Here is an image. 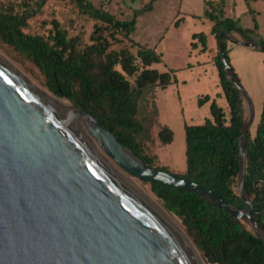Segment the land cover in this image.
Wrapping results in <instances>:
<instances>
[{
  "label": "water",
  "instance_id": "1",
  "mask_svg": "<svg viewBox=\"0 0 264 264\" xmlns=\"http://www.w3.org/2000/svg\"><path fill=\"white\" fill-rule=\"evenodd\" d=\"M264 46L221 31L220 60L248 107L238 138L239 209L198 183L143 165L90 114L72 105L100 150L123 172L186 190L247 223L264 243L244 189L243 140L253 105L226 59L221 40ZM206 261H209L205 257ZM0 264H202L164 215L142 202L63 112L48 104L0 58Z\"/></svg>",
  "mask_w": 264,
  "mask_h": 264
},
{
  "label": "trees",
  "instance_id": "2",
  "mask_svg": "<svg viewBox=\"0 0 264 264\" xmlns=\"http://www.w3.org/2000/svg\"><path fill=\"white\" fill-rule=\"evenodd\" d=\"M45 1L35 0L34 5L40 8ZM68 1L78 12L95 21L88 41L79 36H69L55 19L51 20L47 35L25 32L35 12L26 0L0 1V41L38 68L51 93L92 115L119 143L130 148L143 165L169 172L154 167L153 158L144 154L136 139L141 130L137 114L143 89L150 86L165 89L175 81L174 75L169 72L149 68L161 62V55L156 51L159 39L155 43L152 41L157 28L145 44L137 45L136 55L127 48H111L112 43L118 40L117 35L128 38L139 33L141 17L152 10L156 0H146L141 8L135 7L129 19L117 18L87 0ZM203 2V16L212 23L210 33L215 39L218 40L219 33L224 31L229 36L236 35L239 40L264 46L263 40L251 38L250 34L257 29L255 21L253 29L242 28L237 20L225 15L222 0ZM248 9L253 14L249 6ZM165 10L168 9L163 6L159 14ZM179 21L176 20L173 25L177 27ZM144 28L150 29L149 26ZM192 39L195 41L192 42L193 47L200 43L201 51L207 48L204 33L193 34ZM221 45L229 62L224 38ZM137 58L142 67L140 70L135 63ZM213 63L227 110L225 112L212 99L210 118L200 124L184 125L186 167L184 173L176 176L203 185L226 202L244 209L245 204L237 192L238 138L247 119L244 99L224 70L218 46ZM126 76H135L133 86ZM219 95L216 94L217 97ZM209 100L208 95H203L198 103ZM157 136L162 144H169L173 132L162 126ZM243 148L246 164L244 189L253 205V218L264 232V99L254 135L246 133ZM145 182L163 208L181 222L197 250L209 262L264 264V243L247 223L213 206L198 194L152 181Z\"/></svg>",
  "mask_w": 264,
  "mask_h": 264
},
{
  "label": "rangeland",
  "instance_id": "3",
  "mask_svg": "<svg viewBox=\"0 0 264 264\" xmlns=\"http://www.w3.org/2000/svg\"><path fill=\"white\" fill-rule=\"evenodd\" d=\"M26 1L32 4L35 12L29 19L25 32L47 35L48 30L51 28V20L55 19L67 31L69 36H79L84 41H88L95 21L78 12L77 8L68 0H46L40 8L34 5L35 0ZM87 1L92 3L96 8L105 10L117 18L129 19L132 10L135 7L141 8L146 0L142 2H139V0ZM168 1L157 0L154 3V12H157L146 13L141 17L139 33L131 35L128 38H125L121 34L117 35L118 40L112 43L111 48L116 50L127 48L133 55H136L137 45L145 44L149 35L154 31V28L156 29L155 25L158 27L157 33L152 38V41L155 43L157 39H160L158 41L159 43H157V53L161 55V62L152 64L149 68L156 69L159 72H172L175 75V81L173 85L165 89L155 88L156 86L143 89L139 99L137 114V121L141 125V130L136 139L144 154L153 158L154 167L164 168L172 174L181 175L184 173L186 167L183 123L197 124L209 118L211 98L218 100L215 94L219 90V86L215 65L213 63V57L215 56L217 47L212 45L213 37L209 33V20L201 15L203 10L201 0H170L174 3L173 6L175 8H179V14L172 7L171 10H165L164 13L159 14L163 5L167 4ZM225 8L231 11L233 15H236V17H239L243 27L254 28L251 16L247 13L244 0H226ZM254 8L260 14V20L263 26L261 28L262 31L257 27L250 35L255 41L259 39L264 41V0H255ZM154 16L157 17L152 22ZM180 17H183L182 21H179L180 23L178 22L179 26L177 24V27H174L173 23ZM145 26H149L150 29L146 30L144 28ZM198 32H203L208 36L210 48L214 47L212 50L200 52L192 46V34ZM152 41H150L151 45ZM231 44L233 43L228 42L226 46L229 47ZM252 49L264 60V51ZM0 55L33 86L47 94L54 101H60L62 107L65 106L62 102L63 100L73 105L69 100L51 93L45 86V79L38 68L31 61L18 55L1 41ZM255 62H253L252 66L245 67V72H240V77L232 67V71L237 77L239 84L246 95H249L248 97L254 105L255 116L253 118L251 132H254V127L260 119L261 106L264 98V61L259 62L258 67L254 65ZM135 63L140 70L142 67L138 58L135 60ZM126 78L133 86L135 76H126ZM203 95L211 96V98L209 101L199 104L198 99ZM180 108L183 109L182 114L179 112ZM68 111L74 116V113L70 109ZM159 111L163 112L162 116L159 114ZM162 126L169 127L173 132V139L169 144H162L157 136ZM87 137L88 139H85L89 145L101 154L112 169H115L124 176L138 190L144 192L175 222L184 236L189 240L197 255L206 261L203 254L197 250L192 238L187 234L181 222L166 211L161 202L152 194L149 184L119 169L100 150L96 142L91 137ZM206 262L212 264L209 261Z\"/></svg>",
  "mask_w": 264,
  "mask_h": 264
},
{
  "label": "crops",
  "instance_id": "4",
  "mask_svg": "<svg viewBox=\"0 0 264 264\" xmlns=\"http://www.w3.org/2000/svg\"><path fill=\"white\" fill-rule=\"evenodd\" d=\"M157 1V0H156ZM155 1V2H156ZM202 1V6H203V10H202V13H201V15L203 16V12H204V2H203V0H201ZM217 1V0H216ZM223 1V9H224V11H225V15L226 16H228V17H230V18H232V19H235V20H237L238 21V23H239V25L242 27V28H247V29H251L250 27H247V26H242L241 25V23H240V20H239V17H236V15H233L232 14V12L231 11H229V10H227L226 8H225V3H226V0H222ZM154 2V3H155ZM254 2H255V0H244V3H245V6H246V10H247V13L251 16V21H252V24L254 25V21H255V23L257 24V27L261 30V28H262V21L260 20V14H258L257 13V11H256V9L254 8ZM154 3H153V7H152V10L151 11H149L148 13H156V12H154ZM253 3V4H252ZM234 4V3H233ZM232 4V5H233ZM248 4V5H247ZM174 5V3L172 2V1H168V3L167 4H165V5H163V6H166V9H168V10H171V7L174 9L175 7L173 6ZM248 6L250 7V9L253 11V14L252 13H250L249 12V9H248ZM161 9V8H160ZM175 11H177V14H179V8H175ZM174 11V12H175ZM182 19H183V17H180L179 18V20H180V22L182 21ZM197 20H201V19H197ZM179 22V23H180ZM155 25V24H154ZM174 26V25H173ZM178 26H179V24H178ZM208 26L210 27L209 29H211V26H212V23L209 21V24H208ZM155 27L156 28H158L156 25H155ZM175 27V26H174ZM259 29H258V31H259ZM262 31V30H261ZM198 33H201V32H198ZM203 33V32H202ZM210 33V32H209ZM193 34H196V33H193ZM192 34V35H193ZM206 35V34H205ZM210 35H211V33H210ZM212 36V35H211ZM206 37H207V48L204 50V51H201V45H200V43H196V47H194L195 49H197L198 51H200V52H207L208 50H212L215 46L217 47L218 46V40L217 39H215V37H213V48H210L211 46L209 45V40H208V36L206 35ZM233 37L234 38H236V39H238V37L236 36V35H233ZM159 41H160V39H159ZM192 42H195V41H193V39H192ZM159 43V42H158ZM227 44H228V42H227ZM198 45H199V47H198ZM232 45V46H231ZM231 45H229V47L228 46H226V51H227V56H228V59H229V64H230V66H231V68L233 67V69L235 70V72L239 75L240 74V72H245V67H248V66H252L253 65V62L254 61H256L255 62V66H259V62H263L264 60L259 56V54H257V52H255L252 48H248L247 46L246 47H244V46H237L236 44L235 45H233V44H231ZM157 47H158V45H157ZM157 47H156V51H157ZM214 51V50H213ZM215 53H216V50H215ZM215 70H216V68H215ZM171 75H174V73H172V72H169ZM174 77H175V75H174ZM216 77H217V82H218V86H219V79H218V75H217V70H216ZM239 77H240V75H239ZM174 84V82L173 83H171L170 85H168L167 87H169V86H171V85H173ZM166 87V88H167ZM155 88H158V89H161V88H159V87H155ZM216 94H220L219 96H218V100L216 99V98H211V96H210V98H211V100L212 99H214L215 100V102L220 106V107H222L223 109H224V111L226 112V110H227V104H226V100H225V98H224V96L222 95V91H221V88H220V86H219V90L216 92ZM215 94V95H216ZM249 96V95H248ZM217 97V96H216ZM264 99V98H263ZM251 100V99H250ZM251 102H252V100H251ZM262 103H263V101H262ZM252 105H253V102H252ZM244 106H245V114H246V116H247V113H248V107H247V104L245 103V101H244ZM209 107H210V104H209ZM182 108H180L179 109V112L182 114ZM261 110H262V106H261ZM159 114L162 116L163 115V112L162 111H159ZM209 114H210V111H209ZM253 114H254V116H255V110H254V105H253ZM260 114H261V112H260ZM211 117V116H210ZM209 117V118H210ZM254 118V117H253ZM205 120V119H204ZM203 120V121H204ZM202 121V122H203ZM202 122H200V123H202ZM259 122V121H258ZM257 122V123H258ZM200 123H197V124H200ZM186 123H183V128H184V125H185ZM253 124V123H252ZM188 125H191V124H188ZM257 125V124H256ZM256 125H255V127H254V132H255V128H256ZM252 126V125H251ZM169 128V127H168ZM249 132L251 133V135L253 136L254 135V132H251V128H250V130H249Z\"/></svg>",
  "mask_w": 264,
  "mask_h": 264
},
{
  "label": "bare ground",
  "instance_id": "5",
  "mask_svg": "<svg viewBox=\"0 0 264 264\" xmlns=\"http://www.w3.org/2000/svg\"><path fill=\"white\" fill-rule=\"evenodd\" d=\"M0 58L5 61L9 66L12 67V65L10 63H8V61L3 58L0 55ZM13 68V67H12ZM15 70V68H13ZM17 71V70H15ZM18 72V71H17ZM20 75H22L20 72H18ZM23 76V75H22ZM24 77V76H23ZM26 79V78H25ZM30 84V86L40 95V97H42L48 104H50L52 107L56 108L57 110H59L60 112H63L65 114V117H67L69 119V121L71 122V125L84 137L87 138V136L91 137L93 140L94 138L91 136V134L89 133V131L87 130V128L85 127V124L83 122V120L81 119V117L77 114H70L68 109H70L72 112V105L67 102L66 100H63V105L64 107L61 106L60 101L58 100H53L51 97H49L47 94L43 93L41 90H39L38 88H36L35 86H33L30 82H28ZM74 113V112H73ZM112 169V168H111ZM113 172L117 175V177H119L121 179L122 182H124L131 190H133V192L136 194V196L145 204L151 206L152 208H154L155 210H157L158 212H160L162 215L165 216V218L171 223L173 224L177 230L183 235V237L189 242V240L184 236L183 232L180 230V228L175 224V222L173 220H171L167 214H165V212H163V210L161 208L158 207V205L156 203H154L144 192L138 190L134 185H132L124 176H122L120 173H118L115 169H112ZM189 244L191 245V243L189 242ZM196 252V251H195ZM200 261L202 264H205L204 261L200 258V256L198 255Z\"/></svg>",
  "mask_w": 264,
  "mask_h": 264
}]
</instances>
